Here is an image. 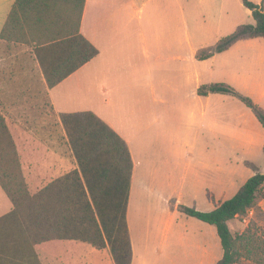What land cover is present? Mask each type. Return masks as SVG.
<instances>
[{"label": "crops", "instance_id": "obj_1", "mask_svg": "<svg viewBox=\"0 0 264 264\" xmlns=\"http://www.w3.org/2000/svg\"><path fill=\"white\" fill-rule=\"evenodd\" d=\"M15 2L16 0H0V34ZM185 8L186 0H86L80 35L98 50V55L54 87L48 85L36 47L0 40V47H3V51L0 50L1 115L7 118V115L27 112L26 109L31 111L50 109L59 116L91 111L127 143L133 160L127 211L132 243L131 264H162L168 247V242L165 243L167 235L163 236L160 230L152 234L144 226L148 227L150 223L158 225L161 222L171 226L177 215H186L180 210L181 204L172 206L171 212L168 209L162 215L154 214L155 209L159 211L160 206H132L134 200H137V195L155 194L165 185L176 194L184 187L185 172L180 173L181 181L178 183L173 180L178 172L162 170L166 167L173 171L176 165L182 164L183 146L244 147V144L253 145L256 142L259 131L254 122L253 129L243 128L242 125L239 128L230 125L225 126L223 132L217 130L218 124L222 122V118H219L221 107L223 106L226 112L229 110V113L233 103L229 97L233 96L221 93L201 95L199 90L202 86L217 83L228 85L232 82L230 81L232 72L227 69V62L223 56L235 44L228 50L204 60L199 58L200 50L205 48L204 46L185 52L183 29L182 32L178 28L170 31L167 24L165 27L158 25V19H166L168 16L166 11L169 10L175 9L184 18ZM176 22L178 25L177 17ZM218 59L220 60L217 67L215 61ZM206 64H209L208 68L203 67ZM235 81L239 83V90L264 102V85L260 90H255L247 84L249 77L244 75L236 76ZM131 96L138 97L137 106L128 102ZM226 112L221 114L222 117H226ZM135 115L137 117L133 120ZM148 115L150 120L147 119ZM184 127L191 130L190 136L185 137L181 133V128ZM204 131H207V134ZM14 138L21 160L20 146L25 145L26 139L20 145L17 138L15 136ZM263 139L264 137L261 140ZM140 140L144 141V146L152 144V147L156 148V153L162 151L159 146L163 141L167 144L170 142L171 161L167 159L165 164H159L155 160H150L148 165H144L146 162L137 150ZM228 140L236 141L227 143ZM214 164L216 167L212 179L203 185L199 180L195 183L203 188L207 187L208 196L213 200L214 207H211L212 209L206 207L204 209L206 212L215 210L242 188L239 189L240 184L237 185L232 174L220 176L218 162ZM28 174L26 175L24 170L32 194L38 193L53 182L33 172L32 190ZM0 187L2 188L1 185ZM2 190L4 191L3 188ZM4 193L6 194L5 191ZM0 198L6 208L14 206L8 195L3 196L1 191ZM259 206H264V200ZM12 210L5 212L8 214ZM154 220L156 221L153 222ZM137 224L142 227L143 235L139 238L134 228ZM211 229L209 226L200 229L203 235L202 239L200 238L202 242L200 250L204 254L203 264H218L224 255L223 250L222 257L217 258L216 234H212ZM74 247H84L82 258L83 263H86L89 247L93 246L82 241L43 242L36 245V252L42 264H71L68 260L74 257ZM109 256L115 264L112 254ZM183 259L178 258V261L186 264L187 259ZM179 262L172 261V264H180Z\"/></svg>", "mask_w": 264, "mask_h": 264}, {"label": "trees", "instance_id": "obj_2", "mask_svg": "<svg viewBox=\"0 0 264 264\" xmlns=\"http://www.w3.org/2000/svg\"><path fill=\"white\" fill-rule=\"evenodd\" d=\"M85 1L16 0L0 40L36 47L48 85L54 87L98 55V50L80 35ZM242 1L252 12L255 24L239 27L210 53H199L200 59L222 53L245 39H264L262 5ZM199 93L236 97L253 111L264 128V111L232 86H202ZM61 120L79 168L32 194L16 143L0 115V185L14 205L0 218V264H42L36 245L52 240H77L97 249L109 247L115 264H131L127 211L133 160L129 147L91 111L61 114ZM262 200L264 173H255L235 196L211 212L187 206H180V210L217 228L224 250L218 264H236L242 258L264 264V235L252 225L234 236L229 227V222L246 216Z\"/></svg>", "mask_w": 264, "mask_h": 264}, {"label": "rangeland", "instance_id": "obj_3", "mask_svg": "<svg viewBox=\"0 0 264 264\" xmlns=\"http://www.w3.org/2000/svg\"><path fill=\"white\" fill-rule=\"evenodd\" d=\"M249 1L262 5L264 9V0ZM166 12L167 18L158 19V25L165 27L167 24L170 31L178 28L182 32L183 29L185 52H190L192 48L196 50L204 46L205 48H202L200 53L208 54L220 40L235 33L239 27L255 24L253 14L244 6L242 0H186L184 18L175 9ZM174 33L176 35V31ZM251 39L238 42L223 57L227 62V69L232 72V80H230L232 82L228 81L230 86L243 95L252 98L264 111L263 100L253 98L244 91L239 90V83L235 81L236 76L244 75L249 77L247 84L255 90H260V87L264 85V39ZM0 50L3 51V47H0ZM219 60L215 61L217 67ZM208 65L206 64L203 67L208 68ZM229 99L233 101L232 107L228 105V107H231L229 113V110L226 112L224 107H221L219 118H222V122L218 124L217 130L223 132V128L230 125L236 128L242 125L243 128L253 129L254 122L259 128L256 142L253 145L244 144V147L234 145H218L215 148L213 146H210V148L183 146V165L179 163L173 168V171L171 168L168 170L163 166L162 170L165 172H178L179 174L174 175L173 179L176 182L178 181V183L181 181L180 173L182 171L185 172L184 187L176 194H173L172 190L165 185L155 194L137 195V200H134L132 206H160L159 211L155 209V215L158 213L161 215L165 214L168 209L171 212L173 210L172 206L178 204L196 208L200 211H205L206 207L212 209L211 207H214V203L208 196L207 187L203 188V186H198L195 183L199 180L203 185L212 179L214 168L216 167L214 162H218V174L220 176L232 174L237 185L240 184L239 189L255 173H264V139L263 141L261 140L264 137V128L256 119L253 111L244 103L236 99V97H229ZM138 101V97L131 96L128 99V102L133 104V106H137ZM26 111L18 115H7V118L0 115L5 118L8 128L13 132L11 133L12 136L14 134L20 145L26 139L25 145L20 146L21 165L22 168L24 167L23 173L24 170L26 175L29 173L27 177L33 190V172L36 175L44 176L50 182L79 167L66 128L62 123L61 115L59 116L50 109L33 111L26 109ZM224 111L226 112V117L221 115L225 114ZM136 117L135 115L133 120ZM142 119H144V116ZM147 119L150 120V115H148ZM168 128L170 129L171 125ZM204 132L207 134V131ZM181 133L187 137L191 135V130L184 127L181 128ZM14 136L13 139L15 141ZM27 141H30V143H27ZM235 141L228 140L227 143H235ZM140 142L137 150L146 162L144 165H148L150 160H155L159 164H165L167 159L171 161L170 142L167 144L163 141L159 146V149L162 150L159 153H156V148L152 147V144L144 146V141L140 140ZM230 159H232L231 162H229ZM0 191L3 196H6L1 187ZM13 207L9 206V208H6L4 201L0 198V216L6 213L5 210L10 211ZM252 225L257 228L260 234L264 235V206H257L255 209L250 210L246 216L237 217L229 222L230 230L234 236L241 235L248 226ZM203 226L211 227L212 234H216L218 244L217 258H221L223 248L216 227L195 218L179 214L171 226L166 224V222H161L158 225L150 223L148 227L144 226V228H147L152 234H156L160 230L163 236L167 235L165 243L168 242V247L162 259V264H172V261L179 262L178 258H186V264L190 262L192 264H203L204 254L200 250L202 245L200 238L202 239L203 237L200 229ZM134 228L138 238L141 237L143 235L141 225L137 224ZM97 250L89 247L86 263H83L84 247H74V257L68 261L71 264H79L80 261L82 262L80 264H113L111 256H109V254L111 255L109 247ZM179 263L181 264V260ZM238 264L257 263L242 258Z\"/></svg>", "mask_w": 264, "mask_h": 264}, {"label": "built area", "instance_id": "obj_4", "mask_svg": "<svg viewBox=\"0 0 264 264\" xmlns=\"http://www.w3.org/2000/svg\"><path fill=\"white\" fill-rule=\"evenodd\" d=\"M236 264H238V263H236Z\"/></svg>", "mask_w": 264, "mask_h": 264}]
</instances>
